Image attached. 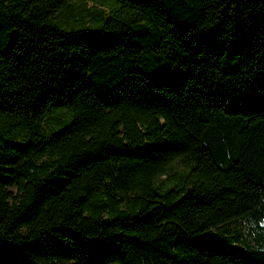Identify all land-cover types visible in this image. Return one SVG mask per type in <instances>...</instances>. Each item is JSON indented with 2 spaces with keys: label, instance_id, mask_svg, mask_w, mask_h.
I'll use <instances>...</instances> for the list:
<instances>
[{
  "label": "trees",
  "instance_id": "trees-1",
  "mask_svg": "<svg viewBox=\"0 0 264 264\" xmlns=\"http://www.w3.org/2000/svg\"><path fill=\"white\" fill-rule=\"evenodd\" d=\"M0 264H264V0H0Z\"/></svg>",
  "mask_w": 264,
  "mask_h": 264
}]
</instances>
